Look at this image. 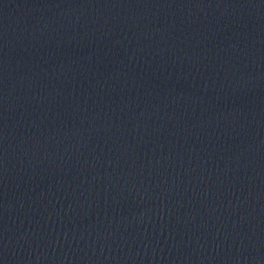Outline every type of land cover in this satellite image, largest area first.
Wrapping results in <instances>:
<instances>
[{"label":"water","instance_id":"water-1","mask_svg":"<svg viewBox=\"0 0 264 264\" xmlns=\"http://www.w3.org/2000/svg\"><path fill=\"white\" fill-rule=\"evenodd\" d=\"M0 264H6V263L0 258Z\"/></svg>","mask_w":264,"mask_h":264}]
</instances>
